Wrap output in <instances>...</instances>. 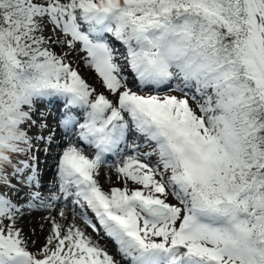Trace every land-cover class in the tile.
<instances>
[{"label":"snow or ice","instance_id":"6c2138e0","mask_svg":"<svg viewBox=\"0 0 264 264\" xmlns=\"http://www.w3.org/2000/svg\"><path fill=\"white\" fill-rule=\"evenodd\" d=\"M0 264H264V0H0Z\"/></svg>","mask_w":264,"mask_h":264},{"label":"rangeland","instance_id":"374dc122","mask_svg":"<svg viewBox=\"0 0 264 264\" xmlns=\"http://www.w3.org/2000/svg\"><path fill=\"white\" fill-rule=\"evenodd\" d=\"M82 75H84L85 79H87L89 81V83H95L96 77L94 76L93 73H91L89 71H84V72H82ZM174 94L179 95L178 93H174ZM41 159L43 160L44 157L42 156ZM52 163H53V161L51 159H49L48 160V164L51 165ZM48 171L50 173L51 172V169H48ZM101 182L102 183L104 182L103 181V176L101 178ZM114 186H116V185H114ZM38 219H39V216L37 215L36 220H38ZM34 223H35V221H34ZM47 228H48V225L45 224V232L47 231ZM25 230L27 231V228ZM89 232H91V231H89ZM93 236L95 237V234L94 233H93ZM96 238L99 240V243L101 245L107 247V249H108V251H109L110 254H112L113 256H116V248H114V246H112V244L108 240H106V239H100L98 237H96ZM117 258H119V257H117Z\"/></svg>","mask_w":264,"mask_h":264},{"label":"bare ground","instance_id":"6f19581e","mask_svg":"<svg viewBox=\"0 0 264 264\" xmlns=\"http://www.w3.org/2000/svg\"><path fill=\"white\" fill-rule=\"evenodd\" d=\"M49 175H51V172L49 173ZM89 231H91V230L89 229Z\"/></svg>","mask_w":264,"mask_h":264}]
</instances>
